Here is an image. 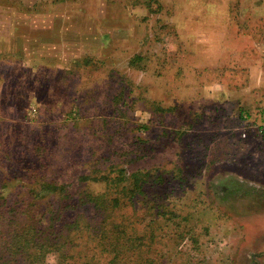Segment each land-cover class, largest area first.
I'll use <instances>...</instances> for the list:
<instances>
[{
  "label": "rangeland",
  "instance_id": "obj_1",
  "mask_svg": "<svg viewBox=\"0 0 264 264\" xmlns=\"http://www.w3.org/2000/svg\"><path fill=\"white\" fill-rule=\"evenodd\" d=\"M0 3V264H264V71L207 61L213 0Z\"/></svg>",
  "mask_w": 264,
  "mask_h": 264
},
{
  "label": "crops",
  "instance_id": "obj_2",
  "mask_svg": "<svg viewBox=\"0 0 264 264\" xmlns=\"http://www.w3.org/2000/svg\"><path fill=\"white\" fill-rule=\"evenodd\" d=\"M27 1L32 5H25ZM23 2L26 8H38L42 3L52 5V3H49L50 0L49 2L48 0H23ZM199 3H202V0H177L176 6H179L183 11L195 13L200 11L197 8ZM18 13H21V15L17 16L15 21L17 24H21L22 28H25L24 11H19L8 3H0V14L13 16ZM212 14L213 40L209 39L208 36H203L200 42L213 55V57L207 59L208 62L224 61L226 63L224 69L222 64L215 70H226L227 66H230L229 62L236 59L241 60L244 64L248 63L251 74L253 68H256L254 74L264 71V51H262L264 36L260 34V29L264 30V0H213ZM39 27H43V25L39 24ZM44 27L53 28V26L47 24ZM0 28H3V26H0ZM222 32L223 34L221 35ZM221 49L222 52L219 54ZM257 74H255V77ZM261 129L262 133H264V128L262 127Z\"/></svg>",
  "mask_w": 264,
  "mask_h": 264
}]
</instances>
